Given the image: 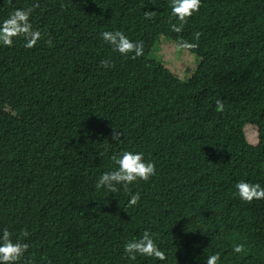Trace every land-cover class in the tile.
Listing matches in <instances>:
<instances>
[{"label":"trees","instance_id":"trees-1","mask_svg":"<svg viewBox=\"0 0 264 264\" xmlns=\"http://www.w3.org/2000/svg\"><path fill=\"white\" fill-rule=\"evenodd\" d=\"M262 205L264 0H0V264H264Z\"/></svg>","mask_w":264,"mask_h":264},{"label":"rangeland","instance_id":"rangeland-1","mask_svg":"<svg viewBox=\"0 0 264 264\" xmlns=\"http://www.w3.org/2000/svg\"><path fill=\"white\" fill-rule=\"evenodd\" d=\"M156 52L153 53V58L166 62L168 69L173 72L179 79H188L195 67L198 64V58L191 52L180 48L176 43L166 40L161 36L157 45ZM247 141L256 143L258 141L256 127L252 124H247L244 127ZM244 225L260 234L264 240V205L256 208L250 217L245 220Z\"/></svg>","mask_w":264,"mask_h":264}]
</instances>
